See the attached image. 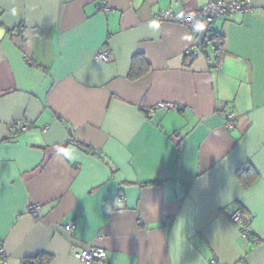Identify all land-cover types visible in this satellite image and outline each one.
Returning <instances> with one entry per match:
<instances>
[{
    "label": "crops",
    "instance_id": "obj_1",
    "mask_svg": "<svg viewBox=\"0 0 264 264\" xmlns=\"http://www.w3.org/2000/svg\"><path fill=\"white\" fill-rule=\"evenodd\" d=\"M207 1L0 0L6 264H86L92 246L98 264H264V0L213 21L218 65L203 29L154 17Z\"/></svg>",
    "mask_w": 264,
    "mask_h": 264
},
{
    "label": "built area",
    "instance_id": "obj_2",
    "mask_svg": "<svg viewBox=\"0 0 264 264\" xmlns=\"http://www.w3.org/2000/svg\"><path fill=\"white\" fill-rule=\"evenodd\" d=\"M251 8L249 0H208L203 6L196 9L174 12L170 9H162L154 14L155 19L159 21H175L185 25L190 30L203 29L206 34V40L210 41V35L213 33V21L218 18H225L235 13H241ZM99 9L103 13L112 11L111 7L102 3ZM190 52V51H188ZM93 57L99 60L111 59V54L107 49L99 48L93 53ZM157 107L164 109L176 108L173 103L167 101H158ZM225 118V125L232 127L236 122L235 114L230 110L223 112ZM22 127L25 125L20 122ZM119 198H123L119 195ZM40 204L31 202L27 205L29 213H36L40 209ZM230 219L239 228L241 236L249 240L252 237V217L241 207H236L230 214ZM75 223H67L63 228L68 232H73ZM73 257L85 262L86 264H98L107 258V252L103 247L92 246L89 248L78 249L73 252ZM0 261L1 264H6V257L3 248L0 247ZM37 264V262H36ZM209 264H216L215 259H211Z\"/></svg>",
    "mask_w": 264,
    "mask_h": 264
},
{
    "label": "trees",
    "instance_id": "obj_3",
    "mask_svg": "<svg viewBox=\"0 0 264 264\" xmlns=\"http://www.w3.org/2000/svg\"><path fill=\"white\" fill-rule=\"evenodd\" d=\"M210 41H213L214 44V54H215V64L218 65L221 59V55H222V51H223V37L221 34L217 33V32H213L210 35ZM142 61L143 63V67L139 66L137 63ZM146 65V66H145ZM147 67V62L145 63L144 58H142L141 55H137L133 58L132 61V65L130 68V71L128 73V77L130 79H134L136 77H138ZM83 147L85 148V150H91V148L87 145H83ZM40 256L35 257V259H38ZM29 261V259H28Z\"/></svg>",
    "mask_w": 264,
    "mask_h": 264
},
{
    "label": "clouds",
    "instance_id": "obj_4",
    "mask_svg": "<svg viewBox=\"0 0 264 264\" xmlns=\"http://www.w3.org/2000/svg\"><path fill=\"white\" fill-rule=\"evenodd\" d=\"M154 27H159V25L156 22H152Z\"/></svg>",
    "mask_w": 264,
    "mask_h": 264
}]
</instances>
